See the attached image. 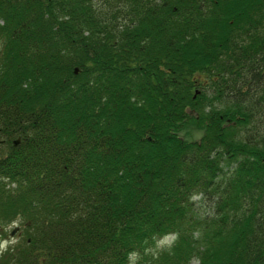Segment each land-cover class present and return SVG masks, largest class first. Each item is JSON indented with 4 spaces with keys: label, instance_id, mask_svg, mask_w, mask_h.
I'll return each instance as SVG.
<instances>
[{
    "label": "trees",
    "instance_id": "obj_1",
    "mask_svg": "<svg viewBox=\"0 0 264 264\" xmlns=\"http://www.w3.org/2000/svg\"><path fill=\"white\" fill-rule=\"evenodd\" d=\"M15 222L0 264H264V0H0Z\"/></svg>",
    "mask_w": 264,
    "mask_h": 264
},
{
    "label": "rangeland",
    "instance_id": "obj_2",
    "mask_svg": "<svg viewBox=\"0 0 264 264\" xmlns=\"http://www.w3.org/2000/svg\"><path fill=\"white\" fill-rule=\"evenodd\" d=\"M197 136H200V133H197ZM195 200L200 201L202 205H205L207 203L205 198L200 195L196 196ZM18 227L19 229L16 232V234L11 235V231H13L15 228H18ZM20 227L21 225L19 224V222H15L14 224H12L11 226L7 228V231H8L7 235L2 234L0 231V255L3 251H5L6 248H8L11 245L16 244L19 241L20 235L22 234V231L20 232V229H21ZM166 240L170 242L172 240V237H168ZM164 243H165L164 241L159 242L158 247L151 248L149 252L153 251L157 253L159 249L161 250L164 249ZM148 258H150V256L143 258L142 256L140 257V255H136V257H134L133 259L132 264H150L151 259H148ZM192 264H199V261L194 260Z\"/></svg>",
    "mask_w": 264,
    "mask_h": 264
},
{
    "label": "water",
    "instance_id": "obj_3",
    "mask_svg": "<svg viewBox=\"0 0 264 264\" xmlns=\"http://www.w3.org/2000/svg\"><path fill=\"white\" fill-rule=\"evenodd\" d=\"M17 141H19V140H17ZM18 229H19V227L18 228H15L13 231H11V235H15L16 232L18 231Z\"/></svg>",
    "mask_w": 264,
    "mask_h": 264
}]
</instances>
